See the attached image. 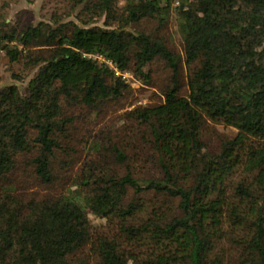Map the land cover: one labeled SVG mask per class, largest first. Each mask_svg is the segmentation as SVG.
Returning <instances> with one entry per match:
<instances>
[{
    "label": "trees",
    "instance_id": "obj_1",
    "mask_svg": "<svg viewBox=\"0 0 264 264\" xmlns=\"http://www.w3.org/2000/svg\"><path fill=\"white\" fill-rule=\"evenodd\" d=\"M175 1L0 21L10 61L37 70L0 89V264H264V0ZM125 73L163 101L96 135L133 96Z\"/></svg>",
    "mask_w": 264,
    "mask_h": 264
},
{
    "label": "rangeland",
    "instance_id": "obj_2",
    "mask_svg": "<svg viewBox=\"0 0 264 264\" xmlns=\"http://www.w3.org/2000/svg\"><path fill=\"white\" fill-rule=\"evenodd\" d=\"M126 0H120L119 6L123 5ZM178 5V0L175 1L173 7ZM81 19H88L85 14H81V7H75L72 0H0V21L6 20L11 26H23L29 24H37L42 21L46 22H63L73 20L81 23ZM109 19L103 16H97L92 24H98L108 27ZM167 35L173 40L174 46L180 53L183 52L182 37L178 29L177 15L175 11L172 13L171 23L169 25ZM101 61H104L99 57ZM24 61L11 62L4 49L0 45V89L10 84H16L20 87L22 93H25L27 86L37 70H24ZM16 75L20 79L15 78ZM126 80L132 84L134 89L127 103L119 109V111L111 113L103 123L92 124L90 129L94 134H98L106 125H120L122 119L120 115L127 110L137 106H147L157 104L163 101L162 92L160 89V81L157 79L153 85H145L141 83L132 73H126ZM219 131L223 134L234 135L236 129L225 125H217ZM87 150V149H86ZM240 177L238 174L235 180ZM233 184L229 188V194L233 192ZM91 222L101 228L105 223L102 219L89 214Z\"/></svg>",
    "mask_w": 264,
    "mask_h": 264
},
{
    "label": "built area",
    "instance_id": "obj_3",
    "mask_svg": "<svg viewBox=\"0 0 264 264\" xmlns=\"http://www.w3.org/2000/svg\"><path fill=\"white\" fill-rule=\"evenodd\" d=\"M118 74H120V72L118 71L117 72ZM123 77L126 79V73L125 74H123Z\"/></svg>",
    "mask_w": 264,
    "mask_h": 264
}]
</instances>
